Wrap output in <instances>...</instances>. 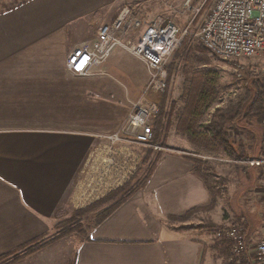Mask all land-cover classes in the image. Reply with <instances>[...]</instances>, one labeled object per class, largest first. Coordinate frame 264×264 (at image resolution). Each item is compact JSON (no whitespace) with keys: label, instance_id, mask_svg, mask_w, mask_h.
Listing matches in <instances>:
<instances>
[{"label":"crops","instance_id":"1","mask_svg":"<svg viewBox=\"0 0 264 264\" xmlns=\"http://www.w3.org/2000/svg\"><path fill=\"white\" fill-rule=\"evenodd\" d=\"M135 1L23 0L0 8V255L47 242L12 264H223L231 246L217 230L232 222L245 226L239 264H256L264 236V167L244 160L262 153L264 129L252 126L247 137L227 129L220 141L207 127L210 109L195 132L204 143L219 142L221 154L198 151L202 140L181 130L178 118L166 139L170 150L156 152L145 185L86 233L52 235L69 209L122 187L140 164L133 149L142 145L113 144L106 136L143 96L150 79L145 61L116 47L84 74L68 67L74 49L91 46L99 28ZM139 15L134 37L154 19ZM194 159L213 173L214 196L195 174ZM213 198V208L171 218Z\"/></svg>","mask_w":264,"mask_h":264},{"label":"built area","instance_id":"2","mask_svg":"<svg viewBox=\"0 0 264 264\" xmlns=\"http://www.w3.org/2000/svg\"><path fill=\"white\" fill-rule=\"evenodd\" d=\"M200 9L201 6L193 0L184 2V10L194 14V17ZM192 22L193 19L182 27L172 18L160 15L134 37L132 32L142 27V19L136 7L124 6L112 22L99 28L97 39L91 46L78 47L69 55L68 67L75 74H84L92 62H100L116 47L141 58L150 70L143 96L133 103L122 126L106 136L113 144L125 142L159 151L166 149L153 142L152 121L160 112V104L154 100L147 101L145 96L150 92L162 93L166 89L168 61L190 32ZM197 37L210 52L222 58L262 57V62L252 69L255 75L264 74V0H216L205 16ZM262 107L264 112V93ZM261 122L264 128V116ZM248 163L264 167V147L260 156ZM217 236L233 242L235 260L239 264L241 255L247 249L245 226H220ZM256 264H264V236L256 246Z\"/></svg>","mask_w":264,"mask_h":264},{"label":"rangeland","instance_id":"3","mask_svg":"<svg viewBox=\"0 0 264 264\" xmlns=\"http://www.w3.org/2000/svg\"><path fill=\"white\" fill-rule=\"evenodd\" d=\"M21 1L23 0H0V8L9 7ZM185 1L186 0H137L132 3V5L139 10L141 16L147 20L164 15L172 18L177 24L184 27L193 19L190 32L185 36L180 48L168 61L167 67L169 75L166 89L162 93H157L159 96H157V99H154V101L159 102L160 110H163L162 116L164 117V125L157 136L158 141L153 140V142L166 147L163 151L170 150V146H166V139L170 136L173 126L178 123V118L180 121L182 110L185 108L189 100L188 96L190 91L194 86L196 87L199 85L202 80H212V84L214 85L213 88L216 97L210 110L215 111L216 108L220 107L236 108L239 103L241 104V114L227 126L231 135L233 134L235 136L240 132L244 133V136L247 137L248 131H253V128H251L252 126L262 127V122L260 124L263 109L261 103L262 88L257 84L256 79L258 76H262L263 73L255 75L252 68L253 66L259 65L263 58L259 56L255 58L238 59L222 58L210 52L197 37V33L201 28L205 16L216 0H193L197 6H201L200 12L196 17H194V14L184 10ZM255 100H259L260 104H258V106L254 104L252 110L250 105L255 102ZM158 116L159 114L153 119L152 124H154ZM202 120L203 118L201 119V122H203ZM262 129L264 128L262 127ZM229 132L226 133V137H228ZM220 148H222V146H220L219 142H217V144H208L202 141V144L197 150L203 153H209L212 151L216 154H221L222 152ZM151 149L153 148H144L142 146L133 149L134 152L140 154L139 156L142 158L139 160L140 164L137 166L136 172L129 180V182L132 180L131 186L137 184L144 177L148 176L149 178L152 174L157 156H159V153L156 152L159 150L153 149L152 151ZM216 154H213L215 155L213 157L217 156L219 159V156ZM204 155L203 158L208 157L206 154ZM251 159L252 158H248L244 161L248 163ZM202 167L206 168L204 167V164ZM133 176L135 179H133ZM214 181L213 173H211L205 181L212 196L216 193V191L211 188L212 185H215ZM131 186L128 185V188L122 193H119L103 204H98L97 206L92 207L85 213H80L79 209L81 208L69 209L67 212L68 214H66L69 217L65 219L61 228H63V226L64 228L73 227L75 231L86 233L99 219L102 212L107 207L114 204L118 199L125 196V192L131 188ZM218 191L219 190H217V192ZM99 200H101V198L96 200V202H99ZM96 202L94 203L96 204ZM206 211L207 210L202 211V216H204V218L207 216L205 215ZM196 217H198L196 222H199L201 219V212ZM237 224L244 225L240 222H232L226 223L225 226H236ZM59 231L60 228L56 225L52 231V235H57ZM225 241L231 246V255L225 257V264H237L233 250V242L226 239Z\"/></svg>","mask_w":264,"mask_h":264},{"label":"trees","instance_id":"4","mask_svg":"<svg viewBox=\"0 0 264 264\" xmlns=\"http://www.w3.org/2000/svg\"><path fill=\"white\" fill-rule=\"evenodd\" d=\"M168 68V67H167ZM256 82L259 86H261L262 88V97H263V93H264V74H262V76H258L256 79ZM212 80H202L200 82L199 85H197L196 87L194 86V88L190 91L189 93V100L185 106V108L183 109V112L181 113V118L179 121V128L183 131H194V133L196 135L199 136V139H201L203 141L206 140V138H204L203 134H197V132H195V129L197 126L202 125L199 123V121H201V119L203 118L205 112L210 109L211 105L214 103L215 101V90L213 88V84H212ZM260 99V98H259ZM262 103V100H261ZM254 104H256V106H258V104H260L259 100L255 102H253L250 106L251 109L253 110V106ZM241 108V104L239 103L238 106H236V108H216V110L213 112V114L211 115V121L208 124V128L209 130L213 133V136L220 140V141H225L226 138V130H227V126L230 122L234 121L240 114L242 109ZM257 108V107H256ZM259 109V108H257ZM256 110V109H255ZM262 117L260 118V122L262 121L261 119L264 116V112L262 109ZM163 115V110H160L159 116L157 118V120L154 122L153 126V131H154V141H158V134L159 132H161V129L164 125V117ZM153 151V149H151ZM196 166L194 168L195 174H197L199 177L203 178L205 181L207 180V178L209 177V175L211 174L210 168H208V165L205 164L201 159H194ZM204 164L203 168L202 165ZM147 177H144L142 180H140L137 184L131 186V181L125 185H123L122 187H119L117 189H115L114 191L110 192L108 195H106L105 197L101 198V200H99V202H96V204H91L88 207L85 208H81L80 213H85L87 212L89 209H91L92 207L97 206L98 204H103L106 201H108L109 199L115 197L116 195H118L119 193H122L125 189L128 188V185L131 186V188H129L126 192H125V196L121 197L120 199H118L114 204H112L111 206L107 207L103 212L102 215L99 217V219L95 222V224H99L100 222H102L105 218H107L110 214L113 213L114 210H116L127 198L131 197L134 193H136L147 181ZM133 179H135V177L133 176ZM215 200L213 198L212 202L210 205H208L207 207H195L191 210H189L185 215L183 216H171V218L173 219H184L186 218L188 215L194 213L197 210L200 209H209V208H213L214 204H215ZM65 220H63L62 222H60L59 224H57V226L60 228L59 233L54 237L55 239L60 237V236H65L68 234H71L75 231V229L73 227H67V228H61V226L63 225ZM49 242V241H48ZM47 242H44L42 244L40 243H35L32 245H28L23 253H7V254H3L0 255V264H12L16 261H18L20 258H22L23 256L37 250L38 248L42 247L43 245H45ZM67 264H75L74 262L70 261ZM225 264V263H223ZM235 264V263H234Z\"/></svg>","mask_w":264,"mask_h":264}]
</instances>
